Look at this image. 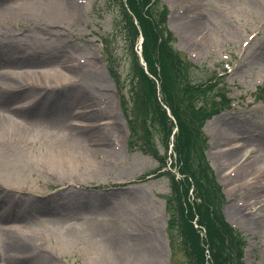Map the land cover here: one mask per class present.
Here are the masks:
<instances>
[{
    "label": "rangeland",
    "instance_id": "374dc122",
    "mask_svg": "<svg viewBox=\"0 0 264 264\" xmlns=\"http://www.w3.org/2000/svg\"><path fill=\"white\" fill-rule=\"evenodd\" d=\"M49 1L48 11L27 15L23 0H0V52L11 41L32 55L13 65L66 77L45 100L14 91L0 98V117L12 109L24 127L0 132V264H187L162 174L174 155L158 118L142 108L119 4L75 0L64 11ZM162 4L174 47L201 76H219L230 98L202 127L204 155L222 187L223 217L246 236L244 264H264V0ZM197 19L199 28H185ZM35 121L59 138L28 130ZM85 134L94 142L89 158ZM71 222L80 226L64 227ZM29 243L37 247L29 257L10 258Z\"/></svg>",
    "mask_w": 264,
    "mask_h": 264
},
{
    "label": "trees",
    "instance_id": "16d2710c",
    "mask_svg": "<svg viewBox=\"0 0 264 264\" xmlns=\"http://www.w3.org/2000/svg\"><path fill=\"white\" fill-rule=\"evenodd\" d=\"M116 1L122 28L132 35L134 79L142 108L147 113L151 108L163 128L166 146L173 145L174 159L162 174L171 184L167 204L174 242L184 251L187 264H244L246 236L223 217L221 186L204 155L207 139L202 127L220 104L229 102L221 80L206 70L208 74L201 76L204 69L174 47L161 0ZM139 36L145 65L134 50Z\"/></svg>",
    "mask_w": 264,
    "mask_h": 264
},
{
    "label": "bare ground",
    "instance_id": "6f19581e",
    "mask_svg": "<svg viewBox=\"0 0 264 264\" xmlns=\"http://www.w3.org/2000/svg\"><path fill=\"white\" fill-rule=\"evenodd\" d=\"M61 3H57L58 6L63 9L64 11H71L74 9L75 5V0H60ZM56 2L45 0H23V6L21 10L23 12H26L27 15L30 13H36V12H44L47 10L48 5L49 6H54ZM57 10V9H55ZM54 10V11H55ZM48 11V10H47ZM45 16L48 17V19H51L54 16V13H47ZM11 17V13H8L6 17L2 18L3 21L8 20L7 18ZM203 19V18H201ZM2 21V20H1ZM199 20L197 19L196 21H190L185 23V28L188 30L192 29H197L199 28V25L202 23L198 22ZM7 48L5 51L0 52V63H11V64H5V65H0V98L7 96L11 92H16L23 94V97H28L31 98L35 101H40L42 99L45 100V98L48 95H52L54 93L53 91L56 92L59 87L64 86V82H66V77L65 74L62 73L58 69H54L51 73L49 74H44L41 73L39 70L35 71H29L26 72L25 70H22L20 66H15L14 64L18 63H31V56L30 54H27L26 52H21L20 50H16L15 46L11 44V41L8 42V45H6ZM21 69V70H17ZM81 91L78 89H74V91H79L78 93L80 96H85L87 99L91 96L90 91L83 89V87L80 86ZM16 90V91H15ZM72 92V91H68ZM42 96V97H41ZM10 111H13L10 109L8 112V115H3L2 118L0 117V132H5L6 134H13L14 130L13 128H17L19 131L21 127L19 126L18 123L15 122L13 117L11 116ZM13 114V113H12ZM6 125V126H5ZM30 126V127H29ZM28 130H32L40 135H47L50 136L53 139H58L59 137L53 135L50 133L49 130L46 128L42 127V124L39 122H33V123H28ZM66 131L68 132H73L72 127H66ZM16 134V133H14ZM17 135V134H16ZM86 140V148L84 149L85 156L89 158L93 154V148L91 147L94 142L93 139H91L90 134H85L83 137ZM252 167V164H250ZM81 218V217H80ZM81 220V219H80ZM113 221H110L112 223ZM80 226L79 222H71L64 227H70V226ZM82 225V224H81ZM63 227V226H62ZM63 227V228H64ZM14 234H15V229H10ZM37 248L34 244H19V246H16L15 248L12 249L11 253V259L15 257L16 255L22 256V257H29L31 253L34 251V249Z\"/></svg>",
    "mask_w": 264,
    "mask_h": 264
}]
</instances>
